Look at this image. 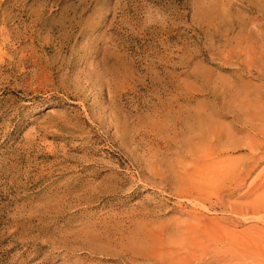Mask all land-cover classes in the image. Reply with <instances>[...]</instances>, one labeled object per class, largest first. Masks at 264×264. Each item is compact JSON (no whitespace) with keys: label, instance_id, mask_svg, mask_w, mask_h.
<instances>
[{"label":"rangeland","instance_id":"374dc122","mask_svg":"<svg viewBox=\"0 0 264 264\" xmlns=\"http://www.w3.org/2000/svg\"><path fill=\"white\" fill-rule=\"evenodd\" d=\"M252 128L264 0H0V264H264Z\"/></svg>","mask_w":264,"mask_h":264},{"label":"bare ground","instance_id":"6f19581e","mask_svg":"<svg viewBox=\"0 0 264 264\" xmlns=\"http://www.w3.org/2000/svg\"><path fill=\"white\" fill-rule=\"evenodd\" d=\"M251 131H252V133H254L256 135H258V134L264 135V133L262 134V132L260 130L255 129V128H252ZM225 150H226V146H219L217 148V152L216 153L212 152V154H213V156L220 155V154H223ZM251 169H252V166L251 167H248V168L243 167L242 169H240L238 171H232V172L229 171V172H227L228 169L225 166V167H223L221 169L220 176L223 178L224 181H230V182L240 183V182H244L247 179V176H249V174L251 172ZM187 241H188V244H187ZM187 241L185 243V247H186L185 249L187 250V253H189V254L186 257H184V255H181L180 254L181 252L180 253H177V252H179V251H177L176 253H174L171 263H173V264H193V263L197 264V262H201L204 259L203 252L200 253L198 251L199 249L201 251V248H203V247H200V245L203 244L204 241H202L201 243H197V240L196 241L193 240V242H195V244L196 243L197 244H200V245H198L199 246V249L196 248L197 247V244L195 245L194 243H192V245H193L192 246L191 245V241L190 242H189V240H187ZM196 250L200 254L197 253ZM202 251H204V250L202 249ZM184 252H186V251H183V254H184Z\"/></svg>","mask_w":264,"mask_h":264}]
</instances>
